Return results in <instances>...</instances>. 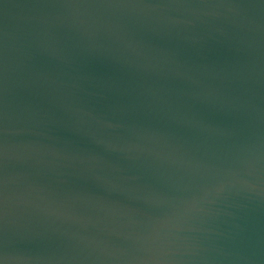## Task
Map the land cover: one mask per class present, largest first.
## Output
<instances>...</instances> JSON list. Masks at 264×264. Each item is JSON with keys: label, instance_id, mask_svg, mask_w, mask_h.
<instances>
[{"label": "water", "instance_id": "obj_1", "mask_svg": "<svg viewBox=\"0 0 264 264\" xmlns=\"http://www.w3.org/2000/svg\"><path fill=\"white\" fill-rule=\"evenodd\" d=\"M2 264H264V0H0Z\"/></svg>", "mask_w": 264, "mask_h": 264}, {"label": "snow or ice", "instance_id": "obj_2", "mask_svg": "<svg viewBox=\"0 0 264 264\" xmlns=\"http://www.w3.org/2000/svg\"><path fill=\"white\" fill-rule=\"evenodd\" d=\"M0 264H2V262H0Z\"/></svg>", "mask_w": 264, "mask_h": 264}]
</instances>
